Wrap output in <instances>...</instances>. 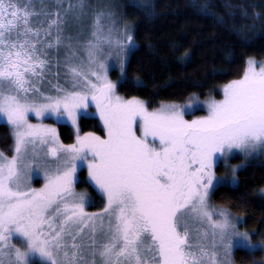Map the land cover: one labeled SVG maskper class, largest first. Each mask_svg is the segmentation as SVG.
<instances>
[{
  "label": "snow or ice",
  "instance_id": "obj_1",
  "mask_svg": "<svg viewBox=\"0 0 264 264\" xmlns=\"http://www.w3.org/2000/svg\"><path fill=\"white\" fill-rule=\"evenodd\" d=\"M117 25L111 6L85 0H0V120L13 140L11 155L0 151V264H235L238 249L264 251L241 217L211 203L221 187L239 188L245 165L231 156L264 155V61L248 58L222 98L203 101L206 115L187 119L195 95L150 108L118 94L108 61L127 84L137 46ZM89 116L103 135L81 132ZM221 163L230 173L217 175ZM83 169L99 211L77 190Z\"/></svg>",
  "mask_w": 264,
  "mask_h": 264
},
{
  "label": "trees",
  "instance_id": "obj_2",
  "mask_svg": "<svg viewBox=\"0 0 264 264\" xmlns=\"http://www.w3.org/2000/svg\"><path fill=\"white\" fill-rule=\"evenodd\" d=\"M134 28L136 48L127 63L128 83H119L126 97L138 96L156 107L161 101H188L193 95L221 97V87L239 78L249 57L264 61V0H115ZM147 6V7H146ZM207 9L205 15L202 9ZM190 51V62L180 59ZM143 81L134 87V78ZM82 131L103 135L99 118L81 119ZM61 139L72 143L75 133L68 124L59 126ZM10 128L0 125V148L11 155ZM235 164L243 163L235 159ZM217 172H223L218 166ZM238 189L221 187L212 197L215 204L243 217L242 226L254 237L264 239V159L246 162L238 170ZM80 172L78 187H87L94 200L90 208L103 205L102 198ZM236 264L260 261L257 251L243 249L234 253Z\"/></svg>",
  "mask_w": 264,
  "mask_h": 264
},
{
  "label": "rangeland",
  "instance_id": "obj_3",
  "mask_svg": "<svg viewBox=\"0 0 264 264\" xmlns=\"http://www.w3.org/2000/svg\"><path fill=\"white\" fill-rule=\"evenodd\" d=\"M135 2H136V0H134ZM138 1H140V0H138ZM142 2H143V4H145V3H147V1H149V0H141ZM85 2L86 3H88V4H90L93 8H99V7H101V6H111V10L113 11V13H115V18H116V20L118 21V27H123L125 24H127V26H128V28H129V31L131 32V34L134 36V28H135V26H134V24L131 22V21H129V20H127L126 18H125V16H124V13L122 12V10L120 9V5H119V3H117L115 0H85ZM135 44H136V42H135ZM130 55H131V53L129 54V57H130ZM250 58V57H249ZM251 58H254L258 63L259 62H261L262 60H259V59H257V58H255V57H251ZM108 63L110 64V65H113V67H110V69H109V76H110V78L112 79V81L113 82H117L118 83V94H120V95H122V96H124L120 91H119V83H120V81L122 80V77H121V75H120V71H119V62L116 60V58L115 57H113L111 60H109L108 61ZM126 68H127V65H126ZM222 88V87H221ZM222 92V91H221ZM197 98H198V100L196 101V102H194V107H193V109L190 111V113L189 114H186V118L187 119H194V118H196L197 116H202V115H206V109L204 108V105H203V101L207 98V97H209V96H214V95H209V96H206V97H199V96H197V95H195ZM126 97V96H125ZM214 97H216V96H214ZM126 98H131V97H126ZM141 98V97H140ZM217 99H220V98H222V96L221 97H216ZM141 99H144V98H141ZM144 100H146V99H144ZM147 101V100H146ZM188 101H185V102H182V103H187ZM159 105H157L156 107H158ZM150 108H155V107H150ZM93 111H94V109H93ZM90 117V116H89ZM98 118V117H97ZM30 119L32 120V122L33 123H36V122H38L37 121V119L34 117V116H32V117H30ZM44 123H47V124H53L54 123V121L52 120V119H45L44 120ZM1 124H6L5 122H3L2 120H0V125ZM81 124V123H80ZM102 124V123H101ZM7 125V124H6ZM69 125V124H68ZM59 126L60 125H57V127L59 128ZM71 126V125H70ZM72 127V126H71ZM72 129H73V127H72ZM82 129V128H81ZM73 131H74V133H75V130L73 129ZM81 132L83 133V132H93V131H82L81 130ZM98 134V133H97ZM98 135H100V134H98ZM62 140V139H61ZM74 140H75V138H74ZM63 141V140H62ZM64 142V141H63ZM74 142V141H73ZM72 142V143H73ZM65 143V142H64ZM65 144H70V143H65ZM0 151H2V149L0 148ZM4 152V151H3ZM237 158H239V159H242L243 160V163H241V164H244L245 165V163L247 162H252V161H258V160H262V159H264V155H260V154H257V155H255V156H253V157H250V158H247V159H245V157L242 155V154H240V153H238V152H236V154L235 155H233V156H231L230 158H229V164H231V165H240V164H235L234 163V160L235 159H237ZM220 167H222L223 168V172H221V173H218L217 172V175L218 176H223V175H225L226 174V172H228V173H230V169L229 170H226L225 169V167L223 166V163H221L220 165H219ZM83 170H85V172H86V178H85V180L87 181V170L86 169H83ZM239 170V169H238ZM82 171V170H81ZM80 171V172H81ZM79 180H80V173H79ZM42 184H43V179H42V174L40 175V176H33V180H32V185H33V187H41L42 186ZM77 190L78 191H82V192H87L91 197H92V201L94 200V196L92 195V193L90 192V190L87 188V187H81V188H79L78 186H77ZM103 203H104V201H103ZM211 203L213 204V205H215V206H221V205H218V204H215L212 200H211ZM93 204V203H92ZM103 207V205L101 206V207H99L98 209H93V208H88V211H90V212H94V211H99L101 208ZM224 207V206H223ZM232 214H233V216L234 217H241L242 219H243V217L242 216H240V215H238V214H235V213H233V212H231ZM242 223L243 222H240V223H238V228H239V230L241 231V232H245V231H247L250 235H251V237H252V241L254 242V243H259L260 241H264V239H262V238H260V237H254V235L251 233V232H249L248 230H246L245 228H244V226H242ZM261 254H262V259L260 260V261H264V251H259ZM259 262V261H258ZM34 264H40V261H39V257H35L34 258ZM236 264V263H235ZM251 264H253V262L251 263Z\"/></svg>",
  "mask_w": 264,
  "mask_h": 264
}]
</instances>
